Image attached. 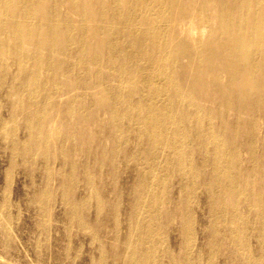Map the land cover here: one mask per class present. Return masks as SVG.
Segmentation results:
<instances>
[{
  "label": "bare ground",
  "instance_id": "6f19581e",
  "mask_svg": "<svg viewBox=\"0 0 264 264\" xmlns=\"http://www.w3.org/2000/svg\"><path fill=\"white\" fill-rule=\"evenodd\" d=\"M259 122L264 0H0V210L21 170L59 264H202L200 198L204 264H264Z\"/></svg>",
  "mask_w": 264,
  "mask_h": 264
},
{
  "label": "rangeland",
  "instance_id": "374dc122",
  "mask_svg": "<svg viewBox=\"0 0 264 264\" xmlns=\"http://www.w3.org/2000/svg\"><path fill=\"white\" fill-rule=\"evenodd\" d=\"M263 126H264L263 122H259V130L257 135L261 138L264 135ZM256 149H257L256 150L257 153L259 154L263 152V149L261 148H256ZM242 156L244 160L243 161L244 166L247 168H251L252 163L249 160V155L244 151ZM262 170L264 174V166H262ZM17 178H19V180ZM37 178L38 181L40 182L41 181L40 176H38ZM261 181H264V178ZM52 184L53 187H56V182H52ZM4 186H5L4 179L0 178V191L4 188ZM30 192L31 190L30 188H28L27 177L23 174L21 170H19L11 192L10 214L12 220H8L7 215L0 210V220L6 227L9 226L8 227L9 229L11 227L10 240L7 239L5 236L0 235V264H59L60 263L56 260V255L61 253L62 240L65 239L64 226L59 219L60 209L58 207H55L52 210L53 226H49L48 228H46V230L43 229V227L40 224L42 218L36 212V209L38 208V204L36 202H32L31 200L32 195ZM193 210H194L193 216L195 220V228L197 231V236H196V240L193 243L192 248L194 251L197 250L203 253L201 263L204 264V261L206 259L205 250L207 247V235L208 233H210L207 230V226L210 223V212L208 208L205 206V202L202 198H200L198 204L196 203L194 205ZM244 211H246V208H244ZM263 226H264L263 217L262 219L254 218V222L252 223L251 227L248 229V235H250L251 248L254 253L255 252L257 253V251L259 252V250L263 245H261V241L259 240V237L253 236V231L258 230L262 232V235L264 236ZM219 231L220 234L225 233V230L223 228H220ZM40 237H42L45 240V244H46L44 247L45 250L44 249L42 250V257L40 258L41 260L39 258H36L34 254V249L37 243L36 240ZM169 241L173 249H178L179 239L177 235H172ZM219 259H220V263L222 264L224 258L221 257ZM230 264H235V263L230 261Z\"/></svg>",
  "mask_w": 264,
  "mask_h": 264
}]
</instances>
